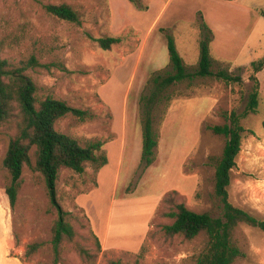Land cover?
Listing matches in <instances>:
<instances>
[{"label": "rangeland", "instance_id": "obj_1", "mask_svg": "<svg viewBox=\"0 0 264 264\" xmlns=\"http://www.w3.org/2000/svg\"><path fill=\"white\" fill-rule=\"evenodd\" d=\"M67 3L80 22L48 13V4ZM264 0H0V55L12 66L33 61L26 73L41 99L52 95L95 113L73 114L56 128L86 145L104 141L108 163L90 162L78 173L62 168L56 185L58 203L69 211L78 232L75 242L97 250L94 264H195L207 235L168 237L162 226L173 219L166 198L198 212L218 215L214 196L217 159L225 137L209 125L223 124V111H244L259 80V106L242 120L247 129L229 186L230 201L264 220ZM203 22L211 28L214 71L229 70L243 82L195 77L172 84L154 110L158 135L156 159L141 166L143 94L152 91L156 73L173 71L166 33L173 34L187 70L198 68ZM120 42L104 49L100 37ZM16 120L0 127V264H55L52 228L59 215L44 176L26 164L14 208L6 186L11 175L4 158ZM235 238L245 253L235 264H264V230L241 223ZM43 242L27 255V245ZM57 264H86L74 242H64Z\"/></svg>", "mask_w": 264, "mask_h": 264}, {"label": "trees", "instance_id": "obj_2", "mask_svg": "<svg viewBox=\"0 0 264 264\" xmlns=\"http://www.w3.org/2000/svg\"><path fill=\"white\" fill-rule=\"evenodd\" d=\"M130 1L138 3L139 0ZM46 9L48 13L61 20L80 22L78 12L70 4H48ZM202 26L200 57L198 68L194 72L187 70L173 34L166 33L169 62L173 71L165 74L156 72L150 79L153 85L152 91L141 97L143 125L141 166L143 169L149 168L156 159L155 153L159 140L154 129V110L166 89L179 81L199 76L217 77L228 82H243L242 75L233 74L229 70L214 71L212 69L213 58L210 53L212 32L205 22ZM120 40L118 36L97 39L106 50L111 49ZM32 64L33 61H29L12 66L0 55V127L15 120L17 124V131L10 138L4 158V165L11 175V181L6 186V193L11 207L14 208L22 184L23 168L26 164L32 165L34 154L35 164L32 167L44 176L51 200L59 211L52 228L54 263L57 264L60 261L65 248L64 242H74L75 250L85 263L94 264L101 250L100 240L96 236V251L75 242L78 232L68 220L70 212L65 211L57 201L56 185L62 168L83 173L87 162L93 164L97 170L105 166L108 163V156L103 151L104 141L93 140L83 145L77 138L56 128V122L69 114L82 119H93L95 113L88 109L71 106L65 100L52 95L41 99L36 83L26 73ZM252 66L254 72L258 73L264 68V61H254ZM250 79L254 81V85L244 111L241 113L236 110L223 111L225 123L208 126L215 134L225 137L224 149L220 158L217 159L214 178V196L220 202V213L214 215L207 211L198 212L188 207L185 202H177L174 196L169 195L166 198L170 209L166 215L171 217L173 222L162 226L165 235L168 237L183 235L187 239H193L202 233L207 235L205 247L195 264H235L238 259L245 257L244 251L235 238L236 228L241 223H245L264 230V220L233 204L229 195L232 171L237 165V158L247 130L242 120L248 114L256 112L259 106V80L256 75H251ZM43 245V242L29 243L26 254L31 255L37 252ZM107 264L122 263L120 260L109 259Z\"/></svg>", "mask_w": 264, "mask_h": 264}]
</instances>
